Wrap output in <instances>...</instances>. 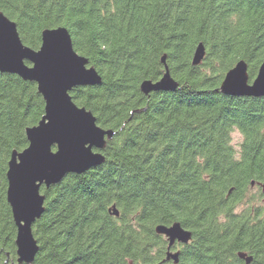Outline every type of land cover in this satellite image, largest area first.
<instances>
[{
    "label": "trees",
    "instance_id": "obj_1",
    "mask_svg": "<svg viewBox=\"0 0 264 264\" xmlns=\"http://www.w3.org/2000/svg\"><path fill=\"white\" fill-rule=\"evenodd\" d=\"M0 11L34 49L43 29L67 28L101 77L73 100L114 131L100 165L42 185L30 264H264V95L217 91L238 60L250 80L264 62V0H0ZM165 65L177 88L142 92ZM44 106L36 82L0 72V264H27L17 262L6 172ZM176 221L192 237L175 263L155 228Z\"/></svg>",
    "mask_w": 264,
    "mask_h": 264
},
{
    "label": "water",
    "instance_id": "obj_2",
    "mask_svg": "<svg viewBox=\"0 0 264 264\" xmlns=\"http://www.w3.org/2000/svg\"><path fill=\"white\" fill-rule=\"evenodd\" d=\"M204 55L205 47L200 42L192 64H200ZM164 59L163 56V62ZM0 72L15 73L36 82L45 103L41 119L25 130L28 145L21 151H12L6 172V197L17 228V262L30 264L39 249L33 224L44 212L42 185L49 187L68 173H83L100 165L105 159L102 150L114 131L100 127L93 113L73 100L70 93L73 88L98 84L101 77L88 59L74 49L66 27L43 29L41 44L34 49L22 42L16 23L0 11ZM177 86L178 81L165 65L162 77L142 81L140 90L147 94L175 90ZM217 91L236 96L264 95V62L250 80L247 62L238 60L224 74ZM112 212L119 214L114 205ZM155 230L167 238L166 259L176 263L179 251L173 252L170 248L175 243H188L191 231L177 221L159 224ZM239 256L246 262L251 261V256L243 252Z\"/></svg>",
    "mask_w": 264,
    "mask_h": 264
},
{
    "label": "rangeland",
    "instance_id": "obj_3",
    "mask_svg": "<svg viewBox=\"0 0 264 264\" xmlns=\"http://www.w3.org/2000/svg\"><path fill=\"white\" fill-rule=\"evenodd\" d=\"M241 140V136L237 131H234L232 133V144L234 145L235 148H238V144Z\"/></svg>",
    "mask_w": 264,
    "mask_h": 264
},
{
    "label": "flooded vegetation",
    "instance_id": "obj_4",
    "mask_svg": "<svg viewBox=\"0 0 264 264\" xmlns=\"http://www.w3.org/2000/svg\"><path fill=\"white\" fill-rule=\"evenodd\" d=\"M166 240H167V238H166ZM178 244H179V243H175L174 245H172L171 247H173V246L175 247V246H176V249H175V250H171V248H170V251H173V252H174V251H179V246H178ZM180 244H182V243H180ZM179 253H180V251H179Z\"/></svg>",
    "mask_w": 264,
    "mask_h": 264
}]
</instances>
